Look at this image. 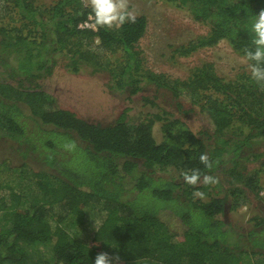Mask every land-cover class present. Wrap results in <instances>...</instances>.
Masks as SVG:
<instances>
[{"label":"trees","instance_id":"16d2710c","mask_svg":"<svg viewBox=\"0 0 264 264\" xmlns=\"http://www.w3.org/2000/svg\"><path fill=\"white\" fill-rule=\"evenodd\" d=\"M166 1L208 28L175 53L222 39L243 56L253 47L251 24L264 0ZM3 2L18 23L0 22V136L12 140L24 160L35 158L42 166L19 168L37 189L30 200L14 190L9 201L0 198V264H93L101 251L118 254L120 264H245L259 258L264 264V215L253 216L246 228L222 217L252 200L264 202V82L246 71L227 80L210 62L184 79L150 70L139 46L148 26L142 14L135 23L92 30L78 27L92 15L83 0ZM115 49L121 51L117 63L103 54ZM60 63L71 73L108 71L110 88L128 99L147 85L187 96L200 108L202 129L146 97L154 112L130 114L128 106L108 124L49 104L38 80ZM202 153L211 169L200 163ZM10 167L1 161L0 174ZM193 169L218 183L187 185L180 173ZM197 190L203 199L193 196ZM90 209L103 216L85 243L62 222L71 214L86 218ZM40 246L51 261L35 251Z\"/></svg>","mask_w":264,"mask_h":264},{"label":"rangeland","instance_id":"374dc122","mask_svg":"<svg viewBox=\"0 0 264 264\" xmlns=\"http://www.w3.org/2000/svg\"><path fill=\"white\" fill-rule=\"evenodd\" d=\"M56 0H37L38 4L49 5ZM85 3V0H83ZM86 4V3H85ZM129 8L136 15H145L148 20L147 31L139 42L143 51L145 67L154 72L164 74L171 78H186L191 70L204 62L213 63L218 75L229 80L234 79L241 71H248L244 56L238 53L225 39L212 46H205L187 54L180 55L175 50L199 34L208 31L206 25L194 20L190 13L166 0H129ZM0 22L4 25L18 23L16 18L6 14L4 2L0 0ZM113 63H117L121 57L118 49L103 51ZM42 88L49 94V104L67 108L77 113L81 118L89 121L108 124L117 118L119 113L128 106L130 114L136 111H155L156 107L148 101L155 100L160 105L168 108L176 116L183 118L195 130L202 129V118L199 114L198 104L190 102L189 97L176 98L169 90L157 89L153 85H147L142 92L127 98V94L110 88V74L106 70L93 72L84 69L79 73L67 71L63 65L55 69L54 73L38 80ZM215 97L220 95L210 91ZM136 118L135 116H133ZM161 122L157 121L153 127V133L157 140L161 139ZM259 147V146H258ZM262 148V145L260 146ZM264 148V146H263ZM7 160L11 169H5L0 174V198L10 200L11 191L21 193L30 200L35 195L36 187L31 175L20 173V167L24 163L30 169L39 170L41 163L35 158H24L16 149V144L3 136H0V162ZM25 168V167H23ZM29 171H24L27 173ZM264 187V177H263ZM264 195V188L261 196ZM30 197V199H29ZM257 199V198H253ZM264 215V202L252 200L237 211H227L223 218L241 227H251V218L255 215ZM103 214L93 209L87 210L86 218L71 214L63 222L62 226L68 229L72 238L88 243L92 238ZM46 247H50L47 245ZM44 247H37L36 252ZM46 250V249H45ZM34 253L36 259L38 254ZM49 259V252L45 251L44 258ZM245 264H263L262 259H252Z\"/></svg>","mask_w":264,"mask_h":264},{"label":"clouds","instance_id":"9594fccd","mask_svg":"<svg viewBox=\"0 0 264 264\" xmlns=\"http://www.w3.org/2000/svg\"><path fill=\"white\" fill-rule=\"evenodd\" d=\"M85 3L91 9L93 26L97 30L101 27L119 28L126 22L136 21V14L129 8V0H85ZM251 33L253 47L245 49L244 59L251 79L257 83L264 82V9L255 15V20L251 24ZM199 161L207 169L213 167L207 153H202ZM180 176L184 183L194 188L197 185L208 186L218 183V177L202 174L198 169L182 171ZM193 196L203 199L205 194L197 190L193 192ZM93 264H120V257L118 254L109 255L108 252L101 251L96 254Z\"/></svg>","mask_w":264,"mask_h":264},{"label":"built area","instance_id":"2783aa9c","mask_svg":"<svg viewBox=\"0 0 264 264\" xmlns=\"http://www.w3.org/2000/svg\"><path fill=\"white\" fill-rule=\"evenodd\" d=\"M93 24H94V21L92 19V15H89L85 21L81 22L78 25V27L82 28V29L88 28V29H92V30H97V28L94 27Z\"/></svg>","mask_w":264,"mask_h":264}]
</instances>
